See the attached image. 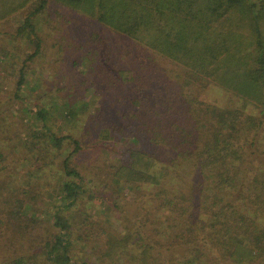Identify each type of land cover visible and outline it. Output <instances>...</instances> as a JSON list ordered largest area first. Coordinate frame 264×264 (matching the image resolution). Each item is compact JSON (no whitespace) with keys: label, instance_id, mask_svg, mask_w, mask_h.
<instances>
[{"label":"trees","instance_id":"obj_1","mask_svg":"<svg viewBox=\"0 0 264 264\" xmlns=\"http://www.w3.org/2000/svg\"><path fill=\"white\" fill-rule=\"evenodd\" d=\"M53 2L153 54L155 65L140 63L125 77L141 110L130 122L107 120L95 141L115 160L105 158L99 167L105 184L135 191L139 214L127 219L122 236L91 215L75 222L87 188L73 158L84 145L73 134L48 133L51 111L42 107L29 125L43 127L28 129L32 140L21 152L27 158L39 140L58 147L72 139L76 147L59 170L68 178L54 186L58 203L46 231L48 221L25 211L36 193L3 178L0 190L8 193L0 191V214L7 210L0 217V250L12 251L1 264H72L75 241L98 251L99 264H264V0H0V21L21 12L22 24L11 35L36 46L20 71L18 98L27 62L42 52L38 16ZM125 70L104 75L107 92L125 82ZM211 85L239 101L204 100ZM65 106L60 115L71 123L78 110ZM10 127L0 117L1 138L14 141ZM0 159H7L3 152Z\"/></svg>","mask_w":264,"mask_h":264},{"label":"rangeland","instance_id":"obj_2","mask_svg":"<svg viewBox=\"0 0 264 264\" xmlns=\"http://www.w3.org/2000/svg\"><path fill=\"white\" fill-rule=\"evenodd\" d=\"M22 21L21 12L0 21V117L9 121L11 130L8 133L14 132L17 136L14 141L0 136V153L7 157L0 159V168H6L0 172V184L8 176L10 181H14L13 186L31 189L38 197L37 203H27L29 207L26 206L25 211L41 217L46 224L51 219L54 206L58 203L53 196L54 186L63 178H68L59 171L60 165L76 144L72 139H66L56 147L47 146L45 140H39L36 150L30 152L27 158L23 156L21 150L26 151V145H30L32 140L28 129L43 127L40 122L29 125L33 122L30 117L36 115L40 108L47 107L51 111L47 132L56 133L59 137L73 134L84 145L81 153L73 158V164L85 176L87 188L72 214L76 216L75 222L91 215L106 224L114 234L122 236L128 226L127 219L133 220L139 214L138 206L132 203V196L135 197L136 192L129 187L110 189L105 184V175L101 177L103 170H99V167L107 164L105 158H109L108 163L115 160H111L113 153L105 151L103 145H96L95 141L102 140L101 129L110 123L107 120L120 118L123 122H130L137 115L134 111L141 110L139 105L131 102L137 95L128 86L127 79L140 63L155 65L153 54L142 46L131 45L126 36L119 35L88 14L53 2L38 16V31L43 39L42 52L27 62V78L18 98L20 71L27 57L36 50V46L27 39H17L11 35ZM158 60L163 63L161 57ZM119 68L126 69L123 75L125 82L122 81L116 90L107 92L108 84L103 83V77L107 72L117 74ZM202 98L222 106L232 100L239 101L230 92L213 85L202 94ZM66 102L78 110L71 123L60 115V109H68ZM59 116L64 121L57 119ZM23 117L24 122H20ZM18 144L19 147L15 148ZM259 157L264 159V155ZM40 166L43 169L37 171ZM0 191L6 195L8 193L7 189ZM6 215L4 208L0 217ZM44 226V231L48 227L51 229L49 221ZM11 251L3 246L0 264ZM73 258L72 264L103 262L98 251L90 250L81 241L74 243Z\"/></svg>","mask_w":264,"mask_h":264}]
</instances>
